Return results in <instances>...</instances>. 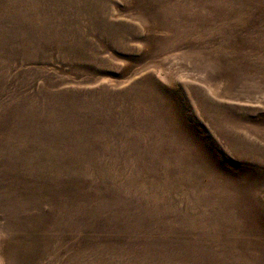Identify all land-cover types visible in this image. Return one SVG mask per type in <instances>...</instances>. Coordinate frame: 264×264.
I'll return each instance as SVG.
<instances>
[{
  "label": "rangeland",
  "instance_id": "obj_1",
  "mask_svg": "<svg viewBox=\"0 0 264 264\" xmlns=\"http://www.w3.org/2000/svg\"><path fill=\"white\" fill-rule=\"evenodd\" d=\"M0 264H264V0H0Z\"/></svg>",
  "mask_w": 264,
  "mask_h": 264
}]
</instances>
